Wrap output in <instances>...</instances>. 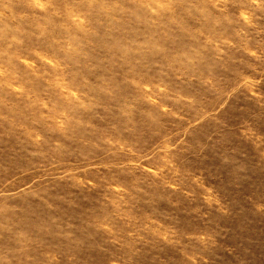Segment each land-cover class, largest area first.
I'll list each match as a JSON object with an SVG mask.
<instances>
[{"label": "rangeland", "instance_id": "rangeland-1", "mask_svg": "<svg viewBox=\"0 0 264 264\" xmlns=\"http://www.w3.org/2000/svg\"><path fill=\"white\" fill-rule=\"evenodd\" d=\"M0 264H264V0H0Z\"/></svg>", "mask_w": 264, "mask_h": 264}]
</instances>
